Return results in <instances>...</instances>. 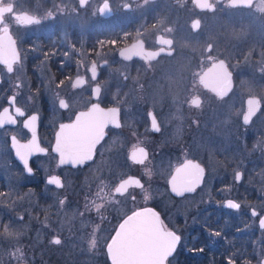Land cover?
Wrapping results in <instances>:
<instances>
[{
  "label": "flooded vegetation",
  "instance_id": "flooded-vegetation-1",
  "mask_svg": "<svg viewBox=\"0 0 264 264\" xmlns=\"http://www.w3.org/2000/svg\"><path fill=\"white\" fill-rule=\"evenodd\" d=\"M230 1L108 0L111 11L102 14L103 0L83 8L78 0H3L0 39L8 28L20 62L11 73L0 64V112L25 113L0 128V205L8 201L12 246L24 252L17 263L111 264L107 244L119 225L149 208L181 237L166 264H228L231 253L238 257L232 264H264V24L242 23L253 21L252 13L264 19V0L250 7ZM231 10L243 16L230 21ZM28 16L41 22L20 23ZM122 51L137 54L125 60ZM77 78L84 85L73 87ZM253 98L259 108L245 124ZM196 100L200 107H190ZM94 104L118 108L120 126L107 125L92 160L60 164L54 151L60 126ZM34 114L37 121L26 128ZM13 136L21 143L35 136L46 149L29 158L31 174L15 156ZM137 146L148 154L143 164L130 158ZM186 160L204 168L203 179L195 192L175 195L170 181ZM53 176L62 187L48 183ZM129 178L143 187L115 193ZM145 189L155 192L146 205ZM227 200L240 209L226 207ZM94 202L104 204L99 212ZM93 235L96 257L88 259ZM54 237L62 243H51Z\"/></svg>",
  "mask_w": 264,
  "mask_h": 264
},
{
  "label": "snow or ice",
  "instance_id": "snow-or-ice-1",
  "mask_svg": "<svg viewBox=\"0 0 264 264\" xmlns=\"http://www.w3.org/2000/svg\"><path fill=\"white\" fill-rule=\"evenodd\" d=\"M81 8L85 7L89 0H78ZM8 4V3H7ZM3 0H0V8H3L5 12L8 11L5 7ZM64 8H58L57 11L63 12ZM73 12L76 9H72ZM99 13H106L111 11L108 0H103L101 7L97 9ZM48 18L54 17V13L49 11ZM40 19L28 16L27 19L20 22L25 25L39 24ZM4 37L0 39V64L6 66L9 73L13 71V65L20 62V56L16 50L15 41L8 35L9 29L3 27ZM113 43H115L113 41ZM135 52L122 51L120 55L129 60ZM106 63V61H105ZM91 78L93 80L97 77V64L92 62L90 67ZM86 81L83 78H77L73 87L82 86ZM61 84L63 81L60 82ZM96 96L101 93V87L97 85L94 89ZM223 92H219L218 95H223ZM10 103L15 104V96L10 98ZM248 112L244 116V123L247 124L251 116L255 115L259 108V100L253 98L247 101ZM69 105L62 98L59 99V107L67 108ZM190 107H200L199 100L193 101L189 105ZM118 108H111L105 110L99 106V104L92 105L91 109L86 112H80L76 116L75 122L70 124H62L60 130L57 133L56 145L54 151L59 154L60 164H71L73 166L82 165L86 161L93 159L94 150L100 143L104 135V128L109 124H115L119 127L118 123ZM24 111L20 107H15V114L13 115L9 108H4L3 112H0V128L5 124L14 125L17 123L16 117H23ZM151 117V126L153 130L159 131V126L155 116L149 113ZM37 115H32L28 118L24 126L26 128H33L37 121ZM12 148L15 151V156L23 164L25 170L31 174L32 168L29 166V158L35 153H43L46 149L41 148L36 141L35 136L27 143H21L15 136L12 137ZM147 152L143 147L137 146L131 153V159L134 163L143 164L147 159ZM204 175V168L199 163L193 160H186L181 166L175 169V174L172 176L170 184L172 191L179 196H183L185 193H193L202 182ZM235 179L239 181L241 179V173L235 174ZM49 184H54L57 187H62V182L58 177H51L48 180ZM143 187L138 179L129 178L124 180L115 187L114 192L123 195L127 192L129 187ZM103 192V188L101 189ZM3 192H0V197L4 196ZM103 201H109L111 197L105 193L103 196L100 193L97 194ZM147 195L145 199H147ZM60 204L63 205L64 201L61 200ZM95 208L99 212L104 206L103 203H95ZM226 207L230 209L238 210L241 205L233 200L226 201ZM252 216H256L257 212L253 210ZM22 219V217H21ZM260 227L264 229V218L260 219ZM10 234V233H9ZM219 235V232L216 233ZM181 237L174 231L168 230L160 220L159 215L151 209H144L142 211L134 212L131 216L119 225L116 230L115 236L111 237V242L107 244V253L110 256L111 264H166L169 257L173 255L176 250L177 244ZM51 243L60 245L62 243L59 237H54ZM97 244L96 238L93 235L89 241V247L95 248ZM19 251V250H17ZM228 264H232L231 258H229Z\"/></svg>",
  "mask_w": 264,
  "mask_h": 264
},
{
  "label": "rangeland",
  "instance_id": "rangeland-1",
  "mask_svg": "<svg viewBox=\"0 0 264 264\" xmlns=\"http://www.w3.org/2000/svg\"><path fill=\"white\" fill-rule=\"evenodd\" d=\"M234 13H237V15H234ZM228 15L230 18H228L230 21L232 19H234L233 17L236 16L237 19L241 18L243 16V14L241 15V13L239 12H234V11H228ZM252 17L254 18L253 21H243L242 23L244 24H250V23H258V24H264V19H259L258 20V17H256V15H254L252 13ZM257 18V19H255ZM256 21V22H255ZM208 26H209V22H208ZM154 194L155 192H152V191H149L147 189L144 190V203L145 205L147 203H150L153 198H154ZM163 194H165L164 192H158L157 195L159 198L161 199H164L166 200L167 197L166 196H163ZM147 195V199H145V196ZM163 196V197H162ZM8 204V201L5 199L4 200V204H1L0 205V264H12L14 262L17 263V261L19 260H24L25 257L23 256L24 255V252L21 248H19V251H17L18 249L17 248H13V243L11 241V236H10V230H9V226H10V223L9 221L7 220V217H6V214L8 212V206L9 205H6ZM259 234H263L262 231L259 232ZM20 235H23V234H20ZM86 250H85V254L87 255L88 259L89 258H95L96 255L92 252L94 249L93 248H90L89 247V243L88 245L86 246ZM259 254V253H257ZM227 256V263L229 262V258H231V260H233V256H236V255H232V253L230 255H226ZM237 257V256H236ZM239 257H243V255H239ZM261 256L259 255L257 257V259H260ZM238 259V257H237ZM258 263V261H257Z\"/></svg>",
  "mask_w": 264,
  "mask_h": 264
},
{
  "label": "water",
  "instance_id": "water-1",
  "mask_svg": "<svg viewBox=\"0 0 264 264\" xmlns=\"http://www.w3.org/2000/svg\"><path fill=\"white\" fill-rule=\"evenodd\" d=\"M256 0H231L230 1V7L232 6V7H237V6H243V7H249V6H251L254 2H255ZM76 119V118H75ZM107 127V126H106ZM106 127L104 128V135H103V138L104 137H106V132H105V130H106ZM103 138L101 139V141H100V143L103 141ZM99 143V144H100ZM98 144V145H99ZM97 145V146H98ZM96 146V147H97ZM95 151V150H94ZM18 159V158H17ZM175 195H177L176 193H174ZM146 209H149V208H146ZM144 210V209H143ZM151 210H153V209H151ZM140 211H142V210H140ZM154 212H156L155 210H153ZM157 213V212H156ZM132 215V214H131ZM130 215V216H131ZM110 257V256H109ZM19 264H26V263H19Z\"/></svg>",
  "mask_w": 264,
  "mask_h": 264
}]
</instances>
